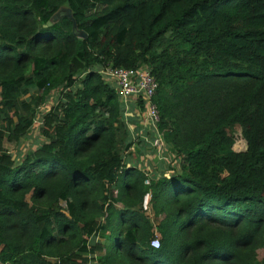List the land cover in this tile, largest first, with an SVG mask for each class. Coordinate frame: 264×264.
<instances>
[{"label": "trees", "instance_id": "1", "mask_svg": "<svg viewBox=\"0 0 264 264\" xmlns=\"http://www.w3.org/2000/svg\"><path fill=\"white\" fill-rule=\"evenodd\" d=\"M108 66L149 70L155 128L179 170L154 180L125 166ZM49 92L44 140L15 160L4 143L24 139ZM148 190L153 218L140 206ZM258 248L264 0H0V264H89L95 249L98 264H264Z\"/></svg>", "mask_w": 264, "mask_h": 264}, {"label": "rangeland", "instance_id": "2", "mask_svg": "<svg viewBox=\"0 0 264 264\" xmlns=\"http://www.w3.org/2000/svg\"><path fill=\"white\" fill-rule=\"evenodd\" d=\"M65 7H60L58 9V11L56 13L53 14L52 18H51V21H56L58 19V16L59 14L61 13H64L65 12ZM50 25V24H49ZM48 25V26H49ZM104 77H106L104 74H103ZM107 80V79H106ZM58 92H52V93H47V95L45 96L44 99H42L41 101H37L35 104H33V111H34V120L31 124V128L30 130L26 133L24 139H22L19 143L17 144H13V143H4V147L5 149L7 150L8 153H10L14 158L15 160H19V158H21L23 156V154L25 153V151H29L31 149H33L34 147H36L35 145H37L40 141H43V137L40 133V130H39V127L42 123L40 117L48 111L49 107L55 102L56 100V97H57V94ZM29 94L30 95H33V96H39V92L37 91H33L32 89L29 90ZM27 95L24 96V98L26 97ZM23 98V97H22ZM44 101V102H43ZM141 113V114H140ZM137 115H138V118H140V120L144 123H142L144 126H146V122L149 123V121L147 120V117H145L144 115V112H142V110L140 109L138 112H137ZM134 124L131 123L129 120H127L125 122V127L127 129V131L130 129V130H136L137 126L133 127ZM143 127V126H141ZM138 131L136 130L134 133H137ZM129 133V131H128ZM150 134H145L146 137H151L150 135L153 134V132L149 131ZM132 134V133H130ZM230 135L231 137L233 138V143H232V146L231 148L235 151H241L245 148V143H244V140L242 139L241 137V134H240V129L238 126H235L232 131L230 132ZM149 140V138L147 139V141ZM155 151V150H154ZM167 151V149H163V152L159 153L158 155H162V156H165L166 159H163V160H160L158 159V155L156 154L155 156H150V160H147L148 164L144 165V166H148V169L151 171V173L155 176V179L154 180H157L161 177H167L169 175H171V172L169 173L168 170L165 169L168 168V160H167V154L165 155L164 152ZM152 153V152H151ZM177 167V163L175 164L174 166V169L177 171L179 170V168H176ZM173 168V167H171ZM147 180V179H146ZM145 180V181H146ZM153 180V181H154ZM145 181L143 182V184L147 187H150L149 185H147L145 183ZM151 181V180H150ZM149 181V182H150ZM151 200V196H150V199ZM150 202V201H149ZM150 206V204H149ZM62 210H64V208L62 207ZM146 217H151L153 218L154 217V214H153V210L149 207V209L147 210L146 212ZM160 218V216L156 217L157 221L158 219ZM153 224H156V222H154ZM154 232V236H157L159 237L158 233L153 231ZM101 241V238L100 237H90L89 239V244H96L98 242ZM97 251V252H96ZM101 251V249H95L94 250V254H88L87 255V258L90 260L89 264H98L96 263V257H98V252ZM264 255V248H258L256 251H255V256H256V259H261V257ZM93 256L94 260L91 261L90 257Z\"/></svg>", "mask_w": 264, "mask_h": 264}, {"label": "built area", "instance_id": "3", "mask_svg": "<svg viewBox=\"0 0 264 264\" xmlns=\"http://www.w3.org/2000/svg\"><path fill=\"white\" fill-rule=\"evenodd\" d=\"M102 73L107 77L108 80H111L115 83L117 89L116 91L119 94L122 103L125 104L128 101H139L140 103H142V112H144L145 117H147V120L149 121V123L147 124H150V127H153L154 129L152 130L153 135L148 140L149 146L153 150L152 156H155L156 154L158 155L159 153L163 152V149H165V143L161 138V134L155 128V121L157 120V111L155 105L151 101L156 87V83L151 74L149 73V70L144 66H141L137 69H126L122 67L114 68L108 66L102 70ZM164 154H167V160L169 162L168 167L174 168L175 164L177 163V160L173 157H170L168 151H165ZM157 158L160 160L166 159L165 156L162 155H158ZM137 168H145L146 172L149 171L146 166H138ZM176 168H178V165ZM144 175L147 177L145 183L149 185V181L152 180V178L147 174ZM149 199L150 191L148 190L143 194L140 205L141 211L145 215L150 207ZM149 245L152 248L158 247L159 237L154 236L153 234V237L149 241Z\"/></svg>", "mask_w": 264, "mask_h": 264}, {"label": "crops", "instance_id": "4", "mask_svg": "<svg viewBox=\"0 0 264 264\" xmlns=\"http://www.w3.org/2000/svg\"><path fill=\"white\" fill-rule=\"evenodd\" d=\"M138 111H139V108L136 106L134 101H128L123 106L124 122L129 120L131 123L134 124L133 127L137 126L136 130L138 131L137 133H134L136 131L135 129L133 131L130 129L128 130L131 140H130V145H129L128 149L124 153L126 155L125 160H124L126 167H128V166L129 167L134 166V168H137L138 166L144 167V165L148 164L147 160H150V156L153 154V150L148 151V149H147L146 143H148V141L145 139V137H146L145 134H150L149 131L152 132V130H154V129H153V127L151 128L150 124H147V122H146V126H144L142 124V123H144V121L142 122L140 120V118H138V115H137ZM141 126H143V127H141ZM130 133H132V134H130ZM152 135H150V136H152ZM134 136L143 138V140H145L142 142L144 144V146L142 144H139L137 141H135L134 138H132ZM146 138H150V137H146ZM128 154H129V156H128ZM146 168H148V166H146Z\"/></svg>", "mask_w": 264, "mask_h": 264}, {"label": "water", "instance_id": "5", "mask_svg": "<svg viewBox=\"0 0 264 264\" xmlns=\"http://www.w3.org/2000/svg\"><path fill=\"white\" fill-rule=\"evenodd\" d=\"M65 12H66V11H65ZM65 12H64V13H65ZM70 19H71V22H72V28H71L72 33L75 34V35L78 36V37H83L84 34L76 28V26L74 25V21H73V19H72V18H70ZM49 24H50V23L47 22V25H49Z\"/></svg>", "mask_w": 264, "mask_h": 264}]
</instances>
